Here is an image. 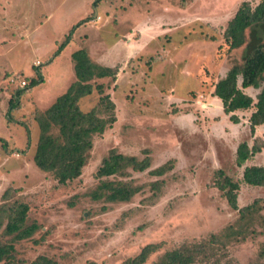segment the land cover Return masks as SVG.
Listing matches in <instances>:
<instances>
[{
	"label": "rangeland",
	"instance_id": "rangeland-1",
	"mask_svg": "<svg viewBox=\"0 0 264 264\" xmlns=\"http://www.w3.org/2000/svg\"><path fill=\"white\" fill-rule=\"evenodd\" d=\"M96 1L0 0V137L7 141L0 142V203L10 188L11 200L27 202L30 221L40 225L32 238L16 244L21 258L122 264L146 244L159 243L145 263L154 264L167 250L208 238L237 219L238 211L215 185L217 169L240 182L239 206L264 200V187L243 182L245 166L264 164V123L252 134L249 117L255 108L236 111L240 122L234 123L213 94L242 55L243 48L229 49L224 32L244 0ZM87 16L93 19L80 23ZM72 27L71 42L52 60ZM80 47L98 63L119 66L115 81L100 80L116 104L117 121L95 137L82 176L59 185L34 162L39 137L34 115L69 86L71 53ZM39 74L43 84L29 88ZM18 90L23 93L16 99ZM245 91L256 98L259 89ZM99 96L94 90L81 107L92 108ZM11 99L15 108L9 111ZM242 141L263 148L240 166L236 150ZM113 148L140 158L148 153L153 168L174 160L154 202L144 201L157 179L148 171L133 173L145 187L130 202L82 196L95 186L94 173ZM257 230L222 247L220 256L227 252L238 264H264L258 255L264 233L260 226Z\"/></svg>",
	"mask_w": 264,
	"mask_h": 264
},
{
	"label": "trees",
	"instance_id": "trees-1",
	"mask_svg": "<svg viewBox=\"0 0 264 264\" xmlns=\"http://www.w3.org/2000/svg\"><path fill=\"white\" fill-rule=\"evenodd\" d=\"M92 19V16H87L80 23ZM74 28L58 44L52 60L71 42ZM224 36L230 50H243L240 61L216 82L213 94L222 101L224 112L230 115L234 123L240 122L236 111L255 108L249 117L250 131L253 134L256 127L264 123V0L255 5L249 0L242 1L228 22ZM71 59L74 77L69 86L55 97L48 108L37 110L34 115L39 128L34 162L39 169L51 173L59 185H69L82 176L89 162L95 137L104 134L117 121L116 104L111 95L105 92L106 85L100 80L109 78L115 81L119 66L94 61L85 47L74 50ZM37 77L32 79L29 88L43 84V76L39 74ZM247 88L259 89L256 98L245 91ZM94 90L99 92V100L92 108L84 110L81 101ZM22 93L23 90H18L15 98L18 99ZM12 99L9 111L15 108ZM24 126L27 143H30V130ZM0 142L5 145L7 141L0 137ZM262 148L257 143L250 146L247 141H242L236 150L237 164L242 166ZM152 160L148 153L140 158L119 152L116 148L110 149L94 173L95 186L82 196L94 202H130L145 187L137 183L133 173L148 171L157 179L150 183L152 196L144 201L154 202L159 192L165 188L163 177L173 169L174 160L155 168ZM215 176V185L223 192L230 207L238 211L237 219L208 238L182 243L167 250L154 264H238L228 258L227 252L220 256L222 247L225 249L231 242L243 241L252 234H259V226L262 229L260 233H264V200L256 198L250 204L239 206L240 182L228 176L223 169H217ZM243 182L264 187V164L245 166ZM10 192V188L5 190L3 202L0 203V264H60L55 258L46 255H39L33 260L19 257L16 244L32 238L40 225L30 221L29 204L19 199L11 200ZM75 197L79 198L80 195ZM73 204L74 202L69 203L70 206ZM40 242L41 240L37 243ZM160 247L159 243H148L137 255L127 258L122 264H145L149 256ZM258 255L264 258V247Z\"/></svg>",
	"mask_w": 264,
	"mask_h": 264
},
{
	"label": "built area",
	"instance_id": "built-area-1",
	"mask_svg": "<svg viewBox=\"0 0 264 264\" xmlns=\"http://www.w3.org/2000/svg\"><path fill=\"white\" fill-rule=\"evenodd\" d=\"M95 20H96V18H95ZM21 85H22V86L26 85V81H24V80L21 81Z\"/></svg>",
	"mask_w": 264,
	"mask_h": 264
}]
</instances>
